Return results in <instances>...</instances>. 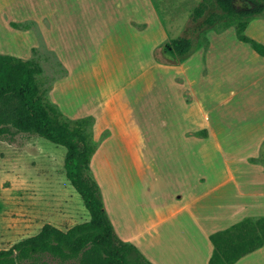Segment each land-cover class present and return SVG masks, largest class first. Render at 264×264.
<instances>
[{
	"label": "rangeland",
	"instance_id": "obj_1",
	"mask_svg": "<svg viewBox=\"0 0 264 264\" xmlns=\"http://www.w3.org/2000/svg\"><path fill=\"white\" fill-rule=\"evenodd\" d=\"M26 1L36 6V0ZM44 1L42 10L27 15L18 13L16 7L23 6L15 4L0 11V49L24 59L37 56L44 69L39 82L47 99L52 102L53 82L65 69L46 48L40 29L15 33L5 21L10 16H37L34 20L47 33L45 41L59 40L66 62L77 69L72 85L92 81L108 90L125 91L140 113L137 126L145 133L144 139L134 140L138 146L181 149L187 155L165 160L184 165L264 166V57L238 39L235 26L197 31L192 17L202 0ZM58 4L71 7V16L58 19L54 11ZM83 4L87 15L78 18L73 8ZM246 33L264 43V15L251 19ZM183 36L193 40L194 49L181 60L171 42ZM30 47L39 48L31 55ZM80 67L90 73L84 81ZM75 90L72 99L78 95ZM78 96L81 99L82 94ZM201 125L209 128L210 139H174L179 128L192 131ZM201 149L198 159L190 155ZM66 154L65 147L35 135L20 133L13 140H0V250L38 234L46 223L56 222L66 230L90 219L66 176ZM253 171L251 175L257 176ZM108 174L114 183L116 174Z\"/></svg>",
	"mask_w": 264,
	"mask_h": 264
},
{
	"label": "crops",
	"instance_id": "obj_2",
	"mask_svg": "<svg viewBox=\"0 0 264 264\" xmlns=\"http://www.w3.org/2000/svg\"><path fill=\"white\" fill-rule=\"evenodd\" d=\"M35 2L34 7L35 4L26 0H0V11L3 13L11 10L15 4L23 6L16 7L20 10L18 13L27 15L35 9L42 10L41 5L45 6L44 0ZM55 2L59 3L57 0ZM69 8L58 4L54 9L58 19L70 17L72 11H68ZM85 8L84 4L73 8L79 14L78 18L87 15ZM82 13L84 16H81ZM43 14L40 17L46 21L47 17ZM34 18L38 17L10 16L5 21L15 33L30 32L33 29H17L12 26V22H35V29H40L46 48L55 54L65 69V74L54 80L51 89L52 103L59 107L63 115L70 120L89 116L95 118L93 133L97 151L91 167L102 191L105 210L123 241L136 246L154 264H191V255L196 252L200 264H209L214 251L210 240L212 233L229 228L248 217L264 216L263 165L249 162L245 166L232 163L184 165L165 160L187 155L181 149L160 151L138 146L134 140L143 134L137 126L140 113L130 103L125 91L108 90L104 86L92 84V81L72 85L73 74L77 69L66 62L59 40H53V43L45 41L44 35L47 33L41 31ZM48 26L54 30L53 26ZM39 47H30L31 55L33 49ZM1 50L0 54H5V50ZM79 69L82 73L80 79L84 81L90 73L84 67ZM74 90L78 95L82 94L81 99L77 94L76 99H72L71 91ZM185 92L187 94V89ZM179 123L182 124L181 119ZM189 137L204 140L210 139L212 134L209 128L202 125L192 131L179 128L174 134V139L178 141ZM200 154H203L202 149L190 152L197 159ZM158 159L163 162L155 163ZM252 171L257 176L251 175ZM109 172L116 174L114 183ZM50 224L62 229L56 222ZM254 260L264 264V247L236 264H251Z\"/></svg>",
	"mask_w": 264,
	"mask_h": 264
},
{
	"label": "trees",
	"instance_id": "obj_3",
	"mask_svg": "<svg viewBox=\"0 0 264 264\" xmlns=\"http://www.w3.org/2000/svg\"><path fill=\"white\" fill-rule=\"evenodd\" d=\"M262 15L264 0H202L192 21L197 31L235 26L238 39L264 57V43L246 33L249 21ZM12 26L29 30L36 23L12 22ZM171 46L183 60L193 51L194 42L183 36L172 40ZM43 71L37 56L23 59L0 54V140H13L17 134L25 133L65 147L66 176L91 217L66 231L46 223L38 234L1 249L0 264H154L136 246L119 237L105 210L91 167L97 151L95 118L64 119L59 107L41 89L39 76ZM210 240L214 251L209 264H236L264 247V216L245 218L212 233Z\"/></svg>",
	"mask_w": 264,
	"mask_h": 264
},
{
	"label": "bare ground",
	"instance_id": "obj_4",
	"mask_svg": "<svg viewBox=\"0 0 264 264\" xmlns=\"http://www.w3.org/2000/svg\"><path fill=\"white\" fill-rule=\"evenodd\" d=\"M191 256L193 257L191 260V264H200L197 252L195 254L192 253ZM251 264H263V262H260L259 260H254Z\"/></svg>",
	"mask_w": 264,
	"mask_h": 264
}]
</instances>
